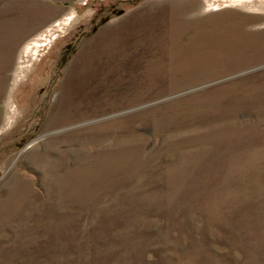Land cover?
Returning a JSON list of instances; mask_svg holds the SVG:
<instances>
[{"label": "rangeland", "instance_id": "374dc122", "mask_svg": "<svg viewBox=\"0 0 264 264\" xmlns=\"http://www.w3.org/2000/svg\"><path fill=\"white\" fill-rule=\"evenodd\" d=\"M0 264H264V0H0Z\"/></svg>", "mask_w": 264, "mask_h": 264}]
</instances>
